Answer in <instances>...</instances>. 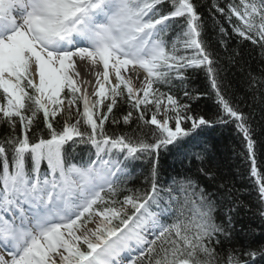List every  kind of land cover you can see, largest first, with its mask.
Returning a JSON list of instances; mask_svg holds the SVG:
<instances>
[{"label": "snow or ice", "instance_id": "1", "mask_svg": "<svg viewBox=\"0 0 264 264\" xmlns=\"http://www.w3.org/2000/svg\"><path fill=\"white\" fill-rule=\"evenodd\" d=\"M214 7L230 23L236 17L240 37L264 46V0ZM178 19L185 23L170 36ZM200 37L192 0H0V124L9 129L0 139V264L264 261V246L225 249L235 206L218 222L219 201L191 177L161 182L160 153L203 160L191 149L197 130L212 123L161 86L184 84L189 68H203L223 110L217 122L234 120L247 141L264 218L247 118L221 94ZM251 79L264 86V77ZM121 102L129 110L117 116ZM134 113L133 132L106 129L130 125ZM78 145L90 150L74 163ZM135 161L149 165L143 189L122 186Z\"/></svg>", "mask_w": 264, "mask_h": 264}, {"label": "trees", "instance_id": "2", "mask_svg": "<svg viewBox=\"0 0 264 264\" xmlns=\"http://www.w3.org/2000/svg\"><path fill=\"white\" fill-rule=\"evenodd\" d=\"M200 16L201 40L211 54L217 72V82L221 94L229 103L247 118L251 138L254 143V157L256 167L264 175V86L253 85L252 76L264 77V46L253 44L233 31V25L239 21L232 17V22L225 15L216 11L217 5L225 8L239 0H192ZM170 10V6L166 8ZM170 36L180 31L178 25H184L183 19L171 22ZM224 29V32L221 31ZM194 50H188L187 55H193ZM187 79L184 84L174 81L172 86L162 85L161 90L170 92L182 104H189V114L203 116L212 123L198 129V142L192 147L193 152H202L203 160L195 157L183 159L171 152H161L159 156V171L161 182L167 185L173 177L177 179L189 176L202 187L213 194L221 205L217 212V219H226L228 208L236 207L232 213L233 228L230 241H224L225 249L251 247L259 249L264 246V218L259 214L258 186L255 177L251 175L252 158L247 150V141L242 132L236 127L234 120L228 123L217 122V117L223 115L218 103L216 92L211 87L210 79L203 68H189L185 73ZM187 90L190 95L185 96ZM129 110L126 103H119L114 114L122 116ZM150 116L151 113H148ZM184 126V125H182ZM190 127V122L187 125ZM110 133L133 132L136 129L135 113L130 125H105ZM154 128V126H151ZM44 129L42 121L39 127L34 126L37 135ZM148 126H145V131ZM9 134L6 124H0V139ZM19 134V130L18 133ZM46 135V131L44 132ZM90 150L88 145H78L74 153V163L86 159ZM128 167L131 174L122 178V186L128 189H143L146 187L144 176L149 165L144 161H135ZM204 169L203 172L200 169ZM207 173V175L205 174ZM122 192L120 199L123 195ZM179 195V193H177ZM155 208V206H153ZM260 264H264L261 261Z\"/></svg>", "mask_w": 264, "mask_h": 264}, {"label": "bare ground", "instance_id": "3", "mask_svg": "<svg viewBox=\"0 0 264 264\" xmlns=\"http://www.w3.org/2000/svg\"><path fill=\"white\" fill-rule=\"evenodd\" d=\"M82 75L84 76V78L92 80L93 82L95 80V76L92 75V74H85V73L82 72ZM113 82H114V80H113Z\"/></svg>", "mask_w": 264, "mask_h": 264}, {"label": "rangeland", "instance_id": "4", "mask_svg": "<svg viewBox=\"0 0 264 264\" xmlns=\"http://www.w3.org/2000/svg\"><path fill=\"white\" fill-rule=\"evenodd\" d=\"M91 91H92V87L89 88V92H90V93H91Z\"/></svg>", "mask_w": 264, "mask_h": 264}]
</instances>
